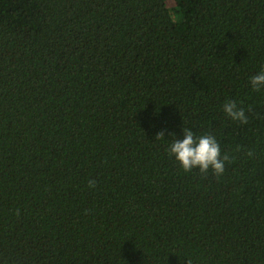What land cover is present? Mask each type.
Wrapping results in <instances>:
<instances>
[{"label":"trees","instance_id":"trees-1","mask_svg":"<svg viewBox=\"0 0 264 264\" xmlns=\"http://www.w3.org/2000/svg\"><path fill=\"white\" fill-rule=\"evenodd\" d=\"M262 69L264 0H0V264H264Z\"/></svg>","mask_w":264,"mask_h":264},{"label":"clouds","instance_id":"clouds-1","mask_svg":"<svg viewBox=\"0 0 264 264\" xmlns=\"http://www.w3.org/2000/svg\"><path fill=\"white\" fill-rule=\"evenodd\" d=\"M249 85L254 91L264 90V69L250 77ZM223 112L232 121L247 123L245 109L235 100H226L223 104ZM169 136L171 139H166L164 131L156 135L165 138L168 155L175 159L185 173L193 170L205 174L211 171L217 176L224 173L230 157L222 153L221 144L214 135H196L191 128L183 127L182 138L177 137L174 132L169 133ZM89 187H95V182L90 181Z\"/></svg>","mask_w":264,"mask_h":264}]
</instances>
